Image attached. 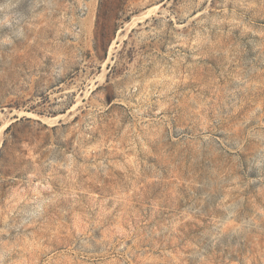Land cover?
<instances>
[{
  "label": "rangeland",
  "instance_id": "obj_1",
  "mask_svg": "<svg viewBox=\"0 0 264 264\" xmlns=\"http://www.w3.org/2000/svg\"><path fill=\"white\" fill-rule=\"evenodd\" d=\"M0 264H264V0H0Z\"/></svg>",
  "mask_w": 264,
  "mask_h": 264
}]
</instances>
